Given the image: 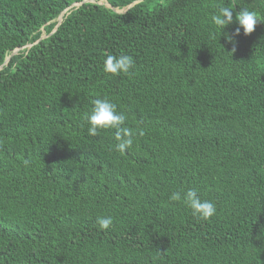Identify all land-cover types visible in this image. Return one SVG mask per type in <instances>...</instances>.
<instances>
[{"label": "trees", "instance_id": "obj_1", "mask_svg": "<svg viewBox=\"0 0 264 264\" xmlns=\"http://www.w3.org/2000/svg\"><path fill=\"white\" fill-rule=\"evenodd\" d=\"M82 1L0 0V264H264V24L231 52L210 22L264 0ZM99 97L144 130L123 154L88 135Z\"/></svg>", "mask_w": 264, "mask_h": 264}, {"label": "clouds", "instance_id": "obj_2", "mask_svg": "<svg viewBox=\"0 0 264 264\" xmlns=\"http://www.w3.org/2000/svg\"><path fill=\"white\" fill-rule=\"evenodd\" d=\"M215 11L210 16V22L216 31L212 33V38L218 40L223 35L225 43L232 45L231 52L236 51L237 37L251 34L258 23L264 24V15L256 10L241 8L234 16V5L227 4L214 5ZM235 23L237 27L231 31L225 29ZM224 50V49H223ZM134 67V59L127 54L107 55L103 61V71L112 76L130 74ZM83 119L88 124V135L96 136L100 130H114L113 150L125 153L132 148L137 136H143L144 130L140 127L131 128L126 126L127 115L124 111L118 110V105L108 97H99L91 101V108L84 113ZM28 161H25L27 164ZM169 202L182 203L192 213L193 216L208 220L216 214V205L209 200L202 199L198 191L189 188L186 191H173L168 197ZM96 223L101 230H107L114 224V217L111 215L96 216Z\"/></svg>", "mask_w": 264, "mask_h": 264}, {"label": "water", "instance_id": "obj_3", "mask_svg": "<svg viewBox=\"0 0 264 264\" xmlns=\"http://www.w3.org/2000/svg\"><path fill=\"white\" fill-rule=\"evenodd\" d=\"M87 1H91V0H84V1H82V2H87ZM138 1H140V0H137L136 2H138ZM135 2H133V3H131L130 5H128L127 6V8H129L130 6H132L133 4H134ZM79 5V3L78 4H72L71 6L72 7H77ZM106 6H109L108 4H105ZM63 12H65V11H63ZM63 12H62V14H63ZM60 20H61V15L58 17V23L60 22ZM16 51V50H15ZM9 59V57H7V59L5 60V62L7 61Z\"/></svg>", "mask_w": 264, "mask_h": 264}, {"label": "rangeland", "instance_id": "obj_4", "mask_svg": "<svg viewBox=\"0 0 264 264\" xmlns=\"http://www.w3.org/2000/svg\"><path fill=\"white\" fill-rule=\"evenodd\" d=\"M90 2H97V3H102V2H103V0H98V1L91 0ZM118 12H120V11H118ZM14 52H17V50H16V51H14Z\"/></svg>", "mask_w": 264, "mask_h": 264}]
</instances>
